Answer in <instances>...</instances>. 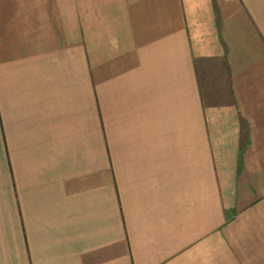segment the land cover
<instances>
[{
  "label": "crops",
  "instance_id": "1",
  "mask_svg": "<svg viewBox=\"0 0 264 264\" xmlns=\"http://www.w3.org/2000/svg\"><path fill=\"white\" fill-rule=\"evenodd\" d=\"M0 264H264V0H0Z\"/></svg>",
  "mask_w": 264,
  "mask_h": 264
}]
</instances>
